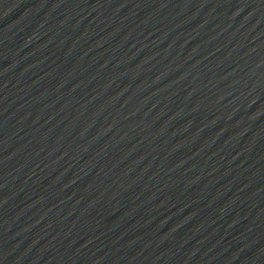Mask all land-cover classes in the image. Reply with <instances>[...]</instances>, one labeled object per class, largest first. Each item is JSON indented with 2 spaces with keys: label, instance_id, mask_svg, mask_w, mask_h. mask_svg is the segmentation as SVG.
Masks as SVG:
<instances>
[{
  "label": "water",
  "instance_id": "obj_1",
  "mask_svg": "<svg viewBox=\"0 0 264 264\" xmlns=\"http://www.w3.org/2000/svg\"><path fill=\"white\" fill-rule=\"evenodd\" d=\"M0 264H264V0H0Z\"/></svg>",
  "mask_w": 264,
  "mask_h": 264
}]
</instances>
